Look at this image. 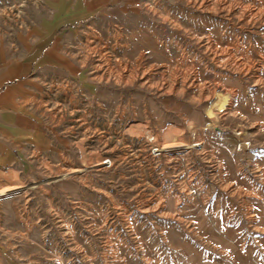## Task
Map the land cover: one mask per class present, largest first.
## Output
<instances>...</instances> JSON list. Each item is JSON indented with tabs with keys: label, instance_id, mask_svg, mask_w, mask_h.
<instances>
[{
	"label": "rangeland",
	"instance_id": "1",
	"mask_svg": "<svg viewBox=\"0 0 264 264\" xmlns=\"http://www.w3.org/2000/svg\"><path fill=\"white\" fill-rule=\"evenodd\" d=\"M0 264H264V0H0Z\"/></svg>",
	"mask_w": 264,
	"mask_h": 264
},
{
	"label": "bare ground",
	"instance_id": "2",
	"mask_svg": "<svg viewBox=\"0 0 264 264\" xmlns=\"http://www.w3.org/2000/svg\"><path fill=\"white\" fill-rule=\"evenodd\" d=\"M227 98L226 97H217L213 104L210 107L209 115L212 118L216 117L215 111L223 110L227 105Z\"/></svg>",
	"mask_w": 264,
	"mask_h": 264
}]
</instances>
